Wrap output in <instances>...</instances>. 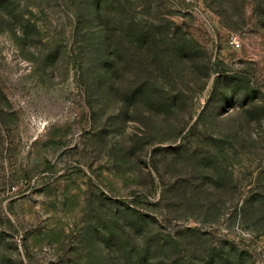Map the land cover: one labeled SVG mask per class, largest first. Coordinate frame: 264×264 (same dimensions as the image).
Returning a JSON list of instances; mask_svg holds the SVG:
<instances>
[{
  "label": "rangeland",
  "instance_id": "obj_1",
  "mask_svg": "<svg viewBox=\"0 0 264 264\" xmlns=\"http://www.w3.org/2000/svg\"><path fill=\"white\" fill-rule=\"evenodd\" d=\"M98 7L133 42L113 83ZM107 198L264 264V0H0V264H118Z\"/></svg>",
  "mask_w": 264,
  "mask_h": 264
},
{
  "label": "trees",
  "instance_id": "obj_2",
  "mask_svg": "<svg viewBox=\"0 0 264 264\" xmlns=\"http://www.w3.org/2000/svg\"><path fill=\"white\" fill-rule=\"evenodd\" d=\"M77 9L79 11V8ZM96 14L97 33L100 36L96 48L101 49L100 57H97L99 69L110 75L109 81L113 83L116 80L115 73L118 67L123 66L129 69L133 63V57L129 51L133 42L129 29H120L112 20L113 15L110 10L104 12L98 7ZM81 16L79 11L73 20L74 36H89V30L86 26H82ZM139 36H142L141 39L139 38L140 50L145 43L155 41V36H149L143 26ZM182 42L183 48L186 49L181 56L182 59L186 62L191 59L194 62L199 61V70L204 77H209L207 59L201 47L191 38H185ZM88 44V50H90L91 45ZM87 54L88 64H90L92 54L90 52ZM145 58V56L141 57V61L149 66L157 68L160 65L156 55L146 60ZM112 203L124 211L119 215V218L123 219H121L118 234L126 238L123 240L119 238L121 243H119L118 264H250L247 260L249 255L242 251L237 252L232 249L230 252H224L215 248L208 249L207 242L202 240L204 235L194 229L187 228L174 233L165 232L155 218L140 213L136 206L116 200H112ZM126 216L134 218V222L125 223ZM124 241H127V245L122 243Z\"/></svg>",
  "mask_w": 264,
  "mask_h": 264
},
{
  "label": "built area",
  "instance_id": "obj_3",
  "mask_svg": "<svg viewBox=\"0 0 264 264\" xmlns=\"http://www.w3.org/2000/svg\"><path fill=\"white\" fill-rule=\"evenodd\" d=\"M231 43H232L234 46H236V47L239 46L238 42H237L235 39H232V40H231Z\"/></svg>",
  "mask_w": 264,
  "mask_h": 264
}]
</instances>
